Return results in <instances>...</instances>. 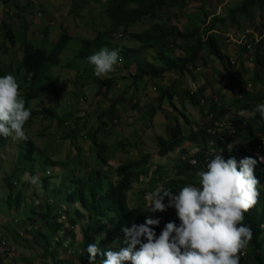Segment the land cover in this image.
<instances>
[{
  "label": "rangeland",
  "instance_id": "obj_1",
  "mask_svg": "<svg viewBox=\"0 0 264 264\" xmlns=\"http://www.w3.org/2000/svg\"><path fill=\"white\" fill-rule=\"evenodd\" d=\"M28 1L31 2V5L24 11H19L15 6L16 3L25 4ZM87 1L90 2L82 10L84 17L80 19L71 11L72 0H9L7 2L0 0V18H4L3 21L9 24V28L14 33V43L11 44L3 36L0 28V62L6 75L11 74L17 80L22 98L29 83V81L25 82V80L20 79L21 72L19 71L18 73L17 70L21 63L22 50L20 42L22 38L26 37L36 46L43 47L47 51L50 50L63 30L58 24L55 26H44V22L49 16L54 14L62 19V24L67 26L71 34L70 40L61 52L60 64L51 67L49 78L41 81L39 97L30 100V106H25L26 109L32 112L36 111V109L38 110L41 107L40 105L48 106L55 102L58 103V115L62 118L60 123L56 120L36 115L34 117L30 116L33 118L32 123L27 120L24 125L26 136L36 145L35 157H38V160L35 162V168H39L45 158L58 162L56 166H48L45 172L50 177L48 188L43 189L41 186V180L44 177L43 173L37 171L34 176H29L30 169L28 167L30 163H28L17 147L20 140L13 137H7L1 150L0 162L3 165L0 171L1 175L13 173L15 180H27L24 196L28 198L33 196L34 198V193H37L46 196L47 199L49 198L48 201L53 203L52 201L54 200L52 198L57 201L56 196L50 194L53 186L62 182L65 185H70L69 177H86L91 169L101 163V160L96 157V150L100 149L101 145H103L102 156L107 161L106 168H110L113 172L117 165L123 161L138 159L149 153L151 155V172H156V175L152 176L154 177V182H150V177L148 176L143 181L136 183L129 194L132 205L136 204V199L138 198L141 201V205L148 209L146 194L157 187L161 188L164 181L157 174L163 172L162 170L164 169L179 166L184 158L185 160L190 159L191 163H193L192 156L198 148L197 144L186 140L168 156L162 158L157 155L159 148L157 137L170 138V128L176 121L181 126V133L187 134L201 125L212 123L215 117L219 118L216 119L218 123L214 124L213 129L219 133V136L223 135L224 137L225 135L229 140V134L232 135L234 132L231 129V124L238 125L241 131L235 138L236 141L225 144L224 148L218 145L210 149L212 157L215 158V155L219 154L224 158L223 152L225 151L226 157L235 154L237 160L241 161L243 156L242 147H245L244 144H248L246 138L242 136L247 127L245 119L256 113L259 114V112H257L256 106L252 109H243L235 100L242 97V91H252L253 93H263L264 95V72H261L264 67V58L258 66H255L250 58L240 60L238 58L237 45L245 44L250 35H253L255 40L259 37V29L256 27L261 25V23L264 24V12L259 13L257 8H253L248 15L242 14L236 17L235 21L237 20L238 26L231 24L227 20L224 26L207 31L206 35L210 32H215L220 50L232 60L233 66L229 67L230 75L224 70L221 60L209 54L206 47H204L198 54L197 67L195 69H190L182 75L174 72H165L162 78L149 79L144 77L142 80L135 81L132 73L135 71L136 62L131 60L128 66L124 65L127 56L132 59L146 58L156 64L161 63L162 59L157 54V48L138 50L139 41L133 39L129 33L114 30L105 37L108 44L101 46L100 49L106 47L109 50H120L119 62L114 66V70L106 76L96 77L94 75V66L88 62V58L85 60L76 57V53L79 51L84 39L94 38L99 30L110 29V20L105 10V0H99L98 2L95 0ZM240 2L241 0H186L184 7L170 8L168 11L170 19L165 21V25L171 27L172 35H178V32L186 30L185 25L189 23L187 14L199 11L200 6L205 11H208L209 15L218 14L225 16L228 14L229 8L238 5ZM5 8H8L9 11L11 10L14 15L9 17ZM37 12H41V15H38ZM67 12L71 14L75 23L67 19ZM153 21L156 20H140L131 25L128 30L133 32L142 31ZM205 25H207V22ZM205 25H202V27ZM218 25L220 24L218 23ZM239 35L240 37L237 38ZM235 38L237 40H234ZM178 43H181L180 37L174 42V44ZM2 46L7 47L6 52L3 51ZM183 53L182 47H174L175 55H183ZM247 55H249V51L242 57ZM255 71H258L261 75V81L259 82L251 81ZM229 76L240 77V83L233 88H229ZM105 78H115L107 96L101 94L103 89L100 90L101 93L98 91L100 81ZM173 80H179L181 88L184 90L196 91L198 88H203L202 95L207 98L206 103L202 101L199 105H191L188 99L184 97L180 100L179 95L173 98V103L166 98L160 100L158 97L160 88L166 87ZM210 101L215 102L220 107L212 116L208 108ZM259 104H264V98ZM221 108L224 111L222 116L219 113ZM108 109H111L112 113L101 116ZM184 116L188 119L185 120ZM258 118L264 121L260 114ZM238 119H243L244 122H240ZM218 124L221 125L219 126ZM76 125L80 128L78 133L76 131L77 137L75 138V143L79 149L72 145L71 137L64 138L68 129ZM96 127L99 128L97 133L99 144L93 147V143L87 135L88 131ZM245 148L249 149L250 147ZM180 149H185L186 153L181 154ZM158 165H161V167ZM165 174L169 175L163 172L161 176L164 177ZM32 177L38 179L37 184L34 185L30 182ZM76 186L74 184L70 188ZM263 189L264 181L259 184V191ZM179 190L175 188L172 191L175 194ZM6 191L7 187L3 180L0 179V264H51V257L41 258L30 249L33 244L36 251H41L32 242L31 235L25 231L29 225L26 211H31L30 205L21 203L19 210L11 218V215L8 214L1 203ZM165 199L164 202L167 204V198ZM64 200L62 198V200L57 201L61 211H63V216L58 218V220L62 221L63 230L69 237L66 239L67 246L63 248V246L58 245V240L52 239L49 248L50 252L53 253V260L62 258L67 263H77V255L73 251L78 253L77 249L81 235L78 225L72 231L70 230L68 218L72 207ZM36 202L38 200H35L34 203ZM259 202L258 200L257 204ZM151 215L156 219L168 218L178 221L176 224L179 226L180 221L174 208H168L162 213H151ZM34 217V223L39 225L44 233L50 234L49 231L44 229V224H39V216L36 213ZM16 233L19 236L15 239L14 234ZM262 236H264V231L261 234ZM1 241H4V244H1ZM7 247L9 250L14 251L13 257L9 260H5L4 257ZM244 250H249V244Z\"/></svg>",
  "mask_w": 264,
  "mask_h": 264
},
{
  "label": "trees",
  "instance_id": "obj_2",
  "mask_svg": "<svg viewBox=\"0 0 264 264\" xmlns=\"http://www.w3.org/2000/svg\"><path fill=\"white\" fill-rule=\"evenodd\" d=\"M5 2L9 0H3ZM99 1V0H95ZM21 4V3H20ZM16 3L15 6L19 11H24L31 2L28 1L25 4ZM71 11L74 15L82 17V7H85V0H72ZM186 5V0H105V10L107 16L110 20V29L99 30L95 37L92 39H84L82 45L77 53L78 57L87 59L89 56L95 54L101 46L108 44L105 37L109 35L111 31L121 30L123 33H129V35L139 41L137 47L138 50L157 48V54L162 59L159 64L149 61L146 58H125L124 65L128 66L131 60L136 62V68L134 73H132L135 81L142 80L144 77L149 79L162 78L165 72H174L178 75L189 71L190 69H195L197 67V60L199 52L206 47L209 54L215 56L223 65L224 70L229 74L230 66H233L232 60L229 56H225L220 50L218 40L216 39L215 32H210L206 35L207 31L217 29L226 24L227 20L236 26L235 21L237 16L242 14L248 15L249 11L253 8H257L259 13L264 12V0H241V2L228 9V14L221 16L218 14H210L205 11L202 6L200 10L192 13H188V24L185 25V31L178 32V35H172L171 27L165 25V21L169 20L168 11L172 7L182 8ZM81 9V10H80ZM198 10V9H197ZM11 11V10H10ZM9 17L13 16L14 13L11 11L10 14L6 13ZM41 15V12H37ZM264 14V13H263ZM262 15V14H261ZM4 18H2L3 20ZM144 19H155L148 27L142 31H129V27L134 23L144 20ZM163 22H162V21ZM207 22V25L205 23ZM218 23L220 25H218ZM205 25L202 27V25ZM48 24H44L47 26ZM264 24L258 25L256 28L259 29V34L264 32ZM1 33L5 38L9 40L11 44L14 43V33L9 28V24L5 21L0 23ZM203 29V30H201ZM204 33V34H203ZM205 35V37H204ZM180 37L181 43L174 44L176 39ZM70 39V35L67 30L63 28L61 36L54 43L52 48L47 51L43 47L36 46L28 38L23 37L20 42L22 57L19 68H17L18 73L21 72L20 79L29 81L26 92L23 97L25 104L28 105L30 100L39 97L41 91V81L49 78V70L51 66L59 63V55L67 42ZM180 46L184 50L183 55H175L174 47ZM238 47V58L240 60L249 59L255 66H258L262 59L264 58V41L262 39L255 40L253 35H250L248 40L243 45H237ZM3 51L6 52L7 47L2 46ZM247 51L249 55L243 56ZM225 56V57H224ZM5 70L0 63V77L5 76ZM261 72H264V67ZM230 75V74H229ZM230 85L229 88H233L238 85L241 78H236L234 76H229ZM115 78L103 79L99 83L98 91L103 89L102 95L107 96L111 86L114 84ZM251 81H261V75L258 71H255ZM202 89L198 88L195 90H184L181 88L179 80H173L166 87L160 88V93L158 95L159 99H168L173 103V98L179 95L180 100L182 98L188 99L191 105H199L202 101L206 103L207 98L202 95ZM242 97L235 100L240 107L243 109H252L257 106L264 98L263 93H253L252 91H242ZM42 101V100H41ZM115 102V101H114ZM203 106V105H202ZM209 113L212 116L218 108V104L215 102H209L208 105ZM203 109V108H201ZM112 113L111 109L104 111L101 116ZM219 113L222 116L224 111L219 109ZM36 115H41L43 118L50 120H56L61 122L62 118L58 115L55 106H42L40 109L31 112V117ZM153 115V111H152ZM259 114H255L251 117L245 119V132L242 134L246 138L248 145L260 144L261 138H264V121L258 118ZM29 118L28 122L32 123L33 118ZM39 117V116H37ZM185 120L188 118L184 116ZM215 117L212 123L204 124L197 127L196 130L190 131L187 134L181 133V126L178 121L170 128V138H165L162 136L157 137V142L159 148L157 150V155L159 157L168 156L175 148H178L183 141H189L191 143L197 144V149L194 152L192 158L195 159V164L191 163L189 159H182L181 164L176 167H171L162 170L163 172L169 174L164 177L157 174L159 178L163 181L161 188H175L181 189L186 185H193L196 187H201L196 173L198 171L207 170V158L209 157L210 149L217 147L218 145L225 147L226 142L222 143L221 140L217 138L216 134H213L209 128H214V124L217 122ZM240 122H244L243 119H238ZM86 121L84 122L85 126ZM240 124V123H239ZM83 126V128H84ZM101 126V124H100ZM231 127L237 129V134L240 133L241 129L236 124H231ZM73 128V129H72ZM68 129L64 138H70L72 145L79 149L75 143V138L80 128L72 127ZM99 128L96 127L88 131V137L93 143V147L99 144L97 133ZM226 141L228 139H225ZM6 138L0 136V156L1 148L4 145ZM76 145V146H75ZM19 151L23 153L29 165V176H34L37 171L44 174L41 180V186L43 189H47L49 185L50 177L45 173L47 167L50 165H58V162L45 158L42 165L39 168H35V162L38 157L36 154V145L31 139L20 140L17 145ZM103 145L100 149L96 150V157L101 160L95 168L91 169L86 177H69L70 185H65L63 182L58 185L53 186L50 190V194L56 196V200L60 201L65 199L66 203H69L72 207L71 214L68 218V224L70 230L78 225L79 233L81 235V240L78 247V253L73 251L77 255V263H70L64 261L62 258L53 260V253L50 252V243H52L53 238L58 239V245L64 246L63 241L68 237L67 233L63 230L62 221L58 218L63 216V211H61L57 201L52 198L53 203H50L46 196L34 193V198L24 196V190L27 186V180L17 179L15 180L12 174H2L0 173V179L3 180L7 187L6 195L3 196L2 205L6 208V211L11 218L17 213L20 208L21 203H26L31 209V211H26V217L29 221V225L26 227L25 231L31 235L32 242H34L41 251H36L34 245L30 246V249L36 255L41 258L51 257V264H89L88 253L86 251L88 244H98V247L104 250L116 251L124 246L123 244V232L122 228L131 224H141L145 222L146 217L156 219L148 209L141 205V201L137 198L136 204L132 205L130 203L129 194L138 182L143 181L146 177H150V182H154L153 175H156L155 171H152L150 164L151 155L149 153L143 155L138 159H127L117 165L114 174L111 169L106 168L107 161H105L102 156ZM259 152L264 154V144H260ZM180 153H186L185 149H180ZM224 160L227 161L229 158H235L239 168V162L235 154L226 157V152H223ZM242 154L245 155L246 152L242 149ZM243 158V157H242ZM251 158L256 159L255 156ZM0 162V171H1ZM27 167V165H25ZM161 167V165H158ZM15 170V169H14ZM13 170V171H14ZM171 171V172H170ZM46 174V175H45ZM171 175V176H170ZM254 175L259 180V182L264 181V166L257 162L254 167ZM76 184V187L70 188L72 185ZM18 187V188H17ZM259 190V184L257 185ZM63 193V194H62ZM260 195L258 200L259 204L256 203L248 212L245 213V219L243 223L250 227L252 230V239L248 243L249 250H242L240 257V264H264V236L261 237L264 229V189L259 191ZM46 195V194H45ZM138 195V194H137ZM38 203H34L35 200ZM166 200V199H165ZM39 216V224H44L47 231L50 234L44 233L40 229L39 225L34 222V214ZM161 223L159 227L156 228L157 235L160 234L164 225L167 222L178 221L171 219H160ZM10 231V230H9ZM62 232V233H61ZM64 233V234H63ZM62 235V236H61ZM18 233L14 234V238L18 237ZM14 251L7 249L5 251V260H9L13 257ZM106 256L98 255L96 258V264H100L102 259ZM1 262V260H0Z\"/></svg>",
  "mask_w": 264,
  "mask_h": 264
},
{
  "label": "clouds",
  "instance_id": "obj_3",
  "mask_svg": "<svg viewBox=\"0 0 264 264\" xmlns=\"http://www.w3.org/2000/svg\"><path fill=\"white\" fill-rule=\"evenodd\" d=\"M88 2L85 0L86 5ZM5 9L6 13H11L8 8ZM81 9L84 10V7ZM2 21L0 18V23ZM77 53L76 57L81 58ZM119 53L118 49L109 50L105 47L89 56L88 62L94 66V75L103 77L111 73L119 62ZM59 59L56 65L61 62V53ZM55 103L50 105L55 106L58 113V103ZM25 106L30 104H25L15 77L11 74L0 77V136L6 140L7 137L28 139L24 125L31 111ZM256 110L264 119V104H258ZM231 129L234 132L229 134L230 139L227 141L225 135L220 138L216 131L213 134L222 143H232L236 141L237 129ZM262 139L260 144H264ZM260 144H244L250 148L242 147L246 154L242 156L239 168L235 158L225 161L219 154L215 158L210 154L206 157V161L209 160L207 170L196 173L201 187L184 186L175 194L170 188L157 187L147 193V212L162 213L168 208H174L180 221L179 226L174 221L167 222L157 235L156 228L161 223L160 219L146 217L144 223H133L130 227L125 225L122 228L124 246L119 250L105 252L98 244L87 245L89 264H96L98 255L106 256L100 264H240L242 250L248 246L253 235L250 227L243 223L245 213L256 205L260 195L257 188L260 182L254 175L257 162L264 166V154L259 152ZM255 151L261 157L258 158ZM192 159L195 164V159ZM30 182L35 185L38 179L32 177Z\"/></svg>",
  "mask_w": 264,
  "mask_h": 264
},
{
  "label": "crops",
  "instance_id": "obj_4",
  "mask_svg": "<svg viewBox=\"0 0 264 264\" xmlns=\"http://www.w3.org/2000/svg\"><path fill=\"white\" fill-rule=\"evenodd\" d=\"M79 17V16H78ZM67 19H69L70 22H73L75 23V21H73V18L71 17V14H69L67 12ZM82 19V18H81ZM39 21V20H38ZM62 19H60V17H58L56 14L52 15V16H49V18L45 21L46 24L48 25H53L55 26L56 24L62 26L63 28H65L67 30V32L69 33L70 35V32L69 30L67 29V26L66 25H63L62 24ZM112 171V170H111Z\"/></svg>",
  "mask_w": 264,
  "mask_h": 264
},
{
  "label": "built area",
  "instance_id": "obj_5",
  "mask_svg": "<svg viewBox=\"0 0 264 264\" xmlns=\"http://www.w3.org/2000/svg\"><path fill=\"white\" fill-rule=\"evenodd\" d=\"M259 34V33H258ZM242 36V35H241ZM240 37V35L237 37V38H239ZM260 39H262L263 41H264V32L263 33H261V34H259V37L258 38H256V40H260ZM234 40H237L236 38L234 39ZM216 123H218V122H216ZM219 126L221 125V124H218ZM208 130H210L211 132H215L214 131V129H212V128H209ZM219 135V134H218ZM220 138H222V135L220 136ZM255 154H258V158L259 157H261V155L258 153V151H255L254 152ZM37 203V202H36ZM1 244H4V241H1ZM64 245L66 244V243H63ZM8 249V247L6 248V250Z\"/></svg>",
  "mask_w": 264,
  "mask_h": 264
}]
</instances>
